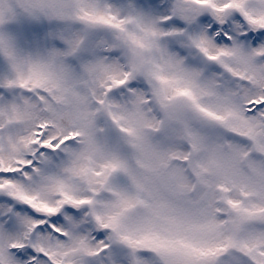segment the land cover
I'll use <instances>...</instances> for the list:
<instances>
[{
	"label": "rangeland",
	"instance_id": "obj_1",
	"mask_svg": "<svg viewBox=\"0 0 264 264\" xmlns=\"http://www.w3.org/2000/svg\"><path fill=\"white\" fill-rule=\"evenodd\" d=\"M210 1V6L192 8L197 12L190 18L186 9L179 7L186 14L179 17L191 24L205 11L221 16L225 11L247 13L259 7V0L241 5L234 0ZM100 3L122 7V14L127 16L122 0ZM74 11L66 8L65 15L71 16ZM248 18L255 25H264V15ZM62 23L84 27L71 19ZM90 31L93 39L103 33L101 40L110 41L113 50L120 53L114 66L124 64L144 73L146 85L137 90L130 114L133 134H122L107 123V140L104 135L99 138L117 153L116 168L110 170L111 186L86 187V182L80 183L78 157L88 151L100 156L96 141L89 138L84 148L79 146V139L76 145H70L69 160L65 155L44 167L46 179L27 172L23 174L27 180L0 177V189L11 190L45 212L56 211L66 201L82 203L95 197L100 206L121 217L117 227L131 236L136 251L151 253L139 257L140 264H211L227 248L260 255L258 245L264 243V149H257L249 140L254 131L264 129V110L249 114V105L264 101L260 50L233 51L217 46L205 32L194 29L187 43L195 47L191 54L199 56L201 63L191 64L161 38L166 30L153 19H128L123 32L107 26ZM197 32L205 43H197ZM0 40L13 44L21 57L29 52L36 54L20 37V25L14 18L4 24ZM0 60H8L2 44ZM210 61L218 63L221 70L205 71ZM20 91L16 89L17 94ZM67 91L72 98L83 100L82 86L69 84ZM146 92L153 103L143 108L140 103L146 99ZM181 96L188 98L189 107L178 103L176 98ZM85 112L86 107L81 106L80 117ZM100 122L106 123L103 118ZM32 123L30 115L22 110L10 114L0 111V170L22 169L28 163L23 155L24 142L34 143L42 127L55 121H35L40 127ZM57 126L67 129L61 142L81 131L80 127L67 128L61 123ZM70 182L79 185L80 199L74 200L63 191V185ZM50 200L57 201L56 205Z\"/></svg>",
	"mask_w": 264,
	"mask_h": 264
},
{
	"label": "snow or ice",
	"instance_id": "obj_2",
	"mask_svg": "<svg viewBox=\"0 0 264 264\" xmlns=\"http://www.w3.org/2000/svg\"><path fill=\"white\" fill-rule=\"evenodd\" d=\"M15 7L20 8L19 13L14 12L20 37L36 54L29 52L21 57L13 44L0 40L8 54L7 62L0 60V111L10 114L22 110L30 115L33 127H40L35 123L37 120L55 123L42 127L38 139L25 149L23 155L28 163L22 169L0 170L3 178L27 180L23 175L26 172L39 175L44 167L64 158L66 145H76L79 139V146L84 148L91 138L96 141L100 156L88 151L78 157L80 183L86 182V187L111 186L110 170L116 168L117 153L106 143H100L99 138L104 135L107 140V123L122 134H133L130 114L137 90L146 85L142 73L126 65L114 66L111 58H118L120 53L106 50L104 41L93 39L91 29L107 26L123 32L128 19L148 18L166 30L161 38L188 63H201L199 56L191 54L195 47L187 43L194 29L205 32L217 46H227L233 51L260 50L259 57L264 59V25H255L248 18L264 15V0H259L256 10L247 13L225 11L217 16L205 11L191 24L175 14L172 0H130L127 16L122 14V7L102 5L100 0H80L71 16L65 15L60 0H24ZM21 16L23 19L17 18ZM66 19L84 27L63 24ZM195 36L198 44L205 43L199 39V32ZM220 70L215 61L205 68L209 72ZM69 84L83 87L81 106L86 107V112L75 125L81 128L78 137L68 136L61 142L67 129L57 126L61 123L59 113L77 103L68 94ZM17 88L21 90L19 94ZM144 95L146 99L140 107H150L153 97L147 92ZM249 108L250 115L264 110V101ZM101 118L106 123H101ZM56 132L60 135H54ZM78 187L70 182L63 185V191L77 200ZM49 203L55 206L57 201ZM120 219L114 211L100 206L95 197L82 203L66 201L56 211L45 212L11 190L0 189V264H140L138 258L151 253L136 251L131 236L117 227ZM258 248L260 255L227 248L211 264H264V243Z\"/></svg>",
	"mask_w": 264,
	"mask_h": 264
},
{
	"label": "flooded vegetation",
	"instance_id": "obj_3",
	"mask_svg": "<svg viewBox=\"0 0 264 264\" xmlns=\"http://www.w3.org/2000/svg\"><path fill=\"white\" fill-rule=\"evenodd\" d=\"M24 0H0V31L2 30L4 24L9 23L11 19L14 18V12L18 13L19 7H15V5L23 3ZM60 2L65 6L66 8L75 9L78 0H60ZM126 5L129 4L130 0H122ZM172 4L175 5L177 8V11L175 14L179 16H186V14L183 15L182 8L186 9V13H188V18L194 16L197 11H195L194 7H206L210 6L211 1L210 0H172ZM205 5V6H203ZM182 7V8H179ZM182 14V15H181Z\"/></svg>",
	"mask_w": 264,
	"mask_h": 264
},
{
	"label": "water",
	"instance_id": "obj_4",
	"mask_svg": "<svg viewBox=\"0 0 264 264\" xmlns=\"http://www.w3.org/2000/svg\"><path fill=\"white\" fill-rule=\"evenodd\" d=\"M74 100L77 101V103L74 105L75 108H78L82 105L81 98L76 97ZM179 102L182 106H188V100L185 97H180ZM75 108L64 111L60 116L61 123L67 128L76 127L75 125L78 119H80L78 111Z\"/></svg>",
	"mask_w": 264,
	"mask_h": 264
},
{
	"label": "bare ground",
	"instance_id": "obj_5",
	"mask_svg": "<svg viewBox=\"0 0 264 264\" xmlns=\"http://www.w3.org/2000/svg\"><path fill=\"white\" fill-rule=\"evenodd\" d=\"M235 1V3L237 4V5H241V4H243V3H246V2H248V1H250V0H234ZM221 11V10H220ZM219 11V12H220ZM104 48L106 49V50H108V48H107V46H104ZM254 142H255V144L259 147V148H264V129H262V130H259V131H257L256 133H255V135H254ZM30 143L29 142H24V147H25V149H27V147H28V145H29ZM65 152H66V156L67 157H70V155H71V150H70V146L69 145H66L65 146ZM43 171H44V169H43ZM43 171L39 174V177H41V180H43L44 178L46 179L47 178V173H43Z\"/></svg>",
	"mask_w": 264,
	"mask_h": 264
}]
</instances>
